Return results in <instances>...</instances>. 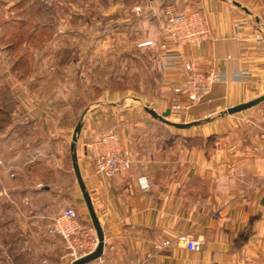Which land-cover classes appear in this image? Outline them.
Listing matches in <instances>:
<instances>
[{
  "label": "crops",
  "instance_id": "0c3cea01",
  "mask_svg": "<svg viewBox=\"0 0 264 264\" xmlns=\"http://www.w3.org/2000/svg\"><path fill=\"white\" fill-rule=\"evenodd\" d=\"M88 1L52 48L7 70L0 63L10 97L0 123V264H61L63 239L49 225L65 208L92 224L72 162L80 121L78 166L104 233L102 255L86 264H264V101L225 113L264 94V0ZM168 10L198 12L208 35L175 41ZM150 39L156 46L140 45ZM169 53L228 74L211 101L171 110L169 120L191 123L183 128L146 111L170 108L185 78L182 62L163 67ZM110 130L131 167L106 177L87 154ZM141 174L150 189H140ZM183 234L201 249L189 250Z\"/></svg>",
  "mask_w": 264,
  "mask_h": 264
},
{
  "label": "built area",
  "instance_id": "2783aa9c",
  "mask_svg": "<svg viewBox=\"0 0 264 264\" xmlns=\"http://www.w3.org/2000/svg\"><path fill=\"white\" fill-rule=\"evenodd\" d=\"M136 9L139 11L140 7L137 6ZM167 15L165 22L167 35L181 44H200L202 38L208 35L206 24L198 12L174 13L168 10ZM156 44V39L140 42L141 46H156ZM178 62L183 63L186 75L180 84L173 87L170 105L173 111H185L190 105L202 99L211 101L210 93L213 85L228 79L227 72L221 68H212L207 72L198 70L196 64L184 60L181 53L165 54L162 65L167 68ZM246 74L247 71L243 70L236 74V78L241 79ZM89 148L88 158L95 171L102 176L113 177L131 167L130 159L119 148V137L115 131L110 130L100 134L97 140L89 144ZM141 181H144L147 187ZM137 182L142 190L151 188V182L145 174H141ZM49 231L63 239L59 258L62 264H72L75 260L92 253L99 243L95 227L83 222L79 213L71 207L58 212L51 219ZM178 239L189 250L201 249V240L189 234L180 235Z\"/></svg>",
  "mask_w": 264,
  "mask_h": 264
},
{
  "label": "rangeland",
  "instance_id": "374dc122",
  "mask_svg": "<svg viewBox=\"0 0 264 264\" xmlns=\"http://www.w3.org/2000/svg\"><path fill=\"white\" fill-rule=\"evenodd\" d=\"M92 5L88 0H0L1 70L9 68V61L24 57L31 62L33 53H41L48 46L52 48L62 37L60 29L71 31L78 25L73 12L78 7L84 10L85 6ZM5 84L1 76L0 108L4 110L0 112V123L8 122L6 111L10 97Z\"/></svg>",
  "mask_w": 264,
  "mask_h": 264
},
{
  "label": "water",
  "instance_id": "95a60500",
  "mask_svg": "<svg viewBox=\"0 0 264 264\" xmlns=\"http://www.w3.org/2000/svg\"><path fill=\"white\" fill-rule=\"evenodd\" d=\"M263 101H264V94L257 97V98H254L248 102H244V103L232 106V107L228 108L225 111V113H229V114L236 113V112L242 111L244 109L250 108L252 106H255V105H257ZM146 111L149 114H151L154 118H157L160 121L167 123V124H171L175 127L183 128V127H187L191 124V123H179V122H174V121L169 120V116L171 114L170 108H167L162 113H157L153 108H149V107H146ZM81 127H82V122L80 121L75 126V129H74V132L72 135V142H71L72 162H73L74 171H75L78 183L80 185L86 206L88 208V211H89L91 219H92V224L96 229L98 239H99V243H98L97 248L92 253H90V254H88V255H86V256L78 259V260H75L72 264H86V263L90 262L91 260H94V259L100 257L102 255L103 248H104V233H103L102 227L99 223L98 217L95 213V210L93 208L90 195H89V193L85 187V184H84V181L82 179V176H81V173L79 170V166H78L76 142L78 139V135L81 131Z\"/></svg>",
  "mask_w": 264,
  "mask_h": 264
},
{
  "label": "clouds",
  "instance_id": "9594fccd",
  "mask_svg": "<svg viewBox=\"0 0 264 264\" xmlns=\"http://www.w3.org/2000/svg\"><path fill=\"white\" fill-rule=\"evenodd\" d=\"M142 184H144L145 187H147V185L144 183V181H141Z\"/></svg>",
  "mask_w": 264,
  "mask_h": 264
}]
</instances>
